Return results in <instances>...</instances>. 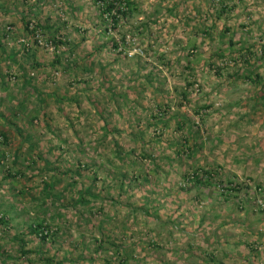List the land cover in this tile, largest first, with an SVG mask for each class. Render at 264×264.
<instances>
[{"label":"rangeland","instance_id":"374dc122","mask_svg":"<svg viewBox=\"0 0 264 264\" xmlns=\"http://www.w3.org/2000/svg\"><path fill=\"white\" fill-rule=\"evenodd\" d=\"M0 132V264H264V0H0Z\"/></svg>","mask_w":264,"mask_h":264},{"label":"trees","instance_id":"16d2710c","mask_svg":"<svg viewBox=\"0 0 264 264\" xmlns=\"http://www.w3.org/2000/svg\"><path fill=\"white\" fill-rule=\"evenodd\" d=\"M121 1H123V0H121ZM114 8H115L114 7V4L111 3V2L107 6V10L110 11V12H112V10H114ZM118 10L120 11L121 9L118 8ZM27 15H29V14L26 13L23 16V21L26 24V30H28L31 34H34L36 36H40L39 34H35V32H37V30L39 29V27H41V25H39V24H32L30 20H27L26 19L27 18ZM115 19H117L116 16H115ZM5 35H6V33H5ZM51 37H52V39H51L50 43H51V45L53 44L54 47L57 48L59 44L63 43V41H61L59 39V37L56 36L55 33H52V36ZM29 48H30V45L29 46L26 45L24 47V50H26V52L29 53L28 52L30 50ZM30 58H31L30 60L32 61L31 63H33L34 62L33 57H30ZM56 62H58V63L61 62V57L60 56H57L56 57L55 63ZM32 65H33L32 67H36V65L37 66H40V64H32ZM246 76H247L248 79H251V80L253 79V77H256L259 80L263 79L259 75L258 71H256V70L255 71H253V70L249 71L247 75H244V77H246ZM178 123L180 125L179 126L180 129L183 128V125H181L182 124L181 121H179ZM195 133H197V131H195ZM0 134H1V136L3 137V139L5 141L8 140V137H7L6 132H0ZM115 144H116L115 145L116 146V149L118 151L117 157L120 160H123V158H122L123 149L120 147V145H119L118 142H115ZM195 145L196 144H194V146ZM194 148L195 147H192L189 150L193 153L194 152ZM144 156H147V155H144ZM40 158H41V156H40ZM124 161H125V159H124ZM0 162H2L1 158H0ZM14 164H16V160H15ZM49 168H51V167H49ZM79 168H80V166H79ZM81 169H78L77 168L74 171L75 174H80V170ZM7 172L9 173V176L10 177H13V178H15L18 175V172L16 173V175L15 174H12L11 169L7 170ZM202 172L205 175H203V174L202 175H199V174L194 175L193 178L196 180L195 182L201 183L202 180H206V179H204L203 176H208V183H209L210 180H212V175H213L212 174V171H202ZM65 174H73V172H72L71 169H67V171L65 172ZM70 182L71 183L70 184L68 183V185L65 187V190H70L71 189L70 185H73V184L77 183V180H75V178L73 177V178H70ZM46 188L47 189L45 191L46 192L45 194H47L48 196H51V198H54L53 200L50 199V203L52 205L55 204L56 202H59V201L64 202L65 199L64 198H61L62 195L59 196L60 194L53 193L54 182L51 183V184H47ZM90 190L91 189L88 190L87 188H85V189H82L81 191H79L78 192V197H77V199L75 201V204H77L79 206H82L85 210H88V211L89 210H92L91 209V207H92V200L89 198V197H92ZM2 222L5 223V224L8 223L7 220L5 219V217H3V216L0 215V224H2ZM30 228H31L32 233L33 234H37L38 236H40L41 239L43 240V242L46 241L48 239V237H50V236H56L59 232H61V231H59V229L56 230V231L55 230H52L50 224H47V223H44V222H35L32 225H30ZM28 252L30 253V251H28ZM42 260L45 261L46 264H52L50 257H48V258H42Z\"/></svg>","mask_w":264,"mask_h":264}]
</instances>
